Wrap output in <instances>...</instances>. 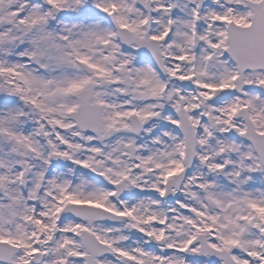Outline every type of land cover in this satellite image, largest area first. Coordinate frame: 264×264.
<instances>
[{
    "label": "snow or ice",
    "instance_id": "1",
    "mask_svg": "<svg viewBox=\"0 0 264 264\" xmlns=\"http://www.w3.org/2000/svg\"><path fill=\"white\" fill-rule=\"evenodd\" d=\"M0 264H264V0H0Z\"/></svg>",
    "mask_w": 264,
    "mask_h": 264
}]
</instances>
